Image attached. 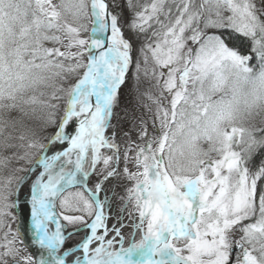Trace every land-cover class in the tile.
Returning <instances> with one entry per match:
<instances>
[{"label": "snow or ice", "instance_id": "1", "mask_svg": "<svg viewBox=\"0 0 264 264\" xmlns=\"http://www.w3.org/2000/svg\"><path fill=\"white\" fill-rule=\"evenodd\" d=\"M128 6L135 8L132 0ZM119 7L118 0H0V148L27 149L0 156V166L25 160L32 166L17 171L37 173L30 204L40 254L23 264H264V161L255 171L248 166L264 153V0H152L135 13L133 31L159 25L146 47L160 89L149 96L154 134L146 119L130 118L135 141L115 112L131 67L137 82L142 70L112 11ZM24 106L33 113L39 106L42 126L56 129L47 144L32 129L13 136L18 121L9 113L27 115ZM74 119L79 126L69 135ZM121 132L129 142L123 153ZM57 143L69 147L49 155ZM27 179L0 183V261L20 252L9 220H17L11 209ZM70 187L81 190L65 195ZM108 192L122 205L111 228ZM58 200L80 213L63 215L80 226L67 235ZM79 231L85 236L66 247Z\"/></svg>", "mask_w": 264, "mask_h": 264}, {"label": "rangeland", "instance_id": "2", "mask_svg": "<svg viewBox=\"0 0 264 264\" xmlns=\"http://www.w3.org/2000/svg\"><path fill=\"white\" fill-rule=\"evenodd\" d=\"M54 2H58V0H54ZM120 7L119 8H113L112 11L119 16V24L121 27V30L124 34L125 39L130 41L132 44V57L133 61L136 60L141 61L142 70L140 73L139 81L137 82L134 79V73H135V63L131 67L127 77H126V83L125 85H122L120 91H119V106L115 109V112L117 113L119 117V128L124 129L126 131L132 132V140H137L136 136V130L133 129L132 122H131V116L134 114L137 120L140 118L146 119L148 123L149 129L154 134V129H152V116L153 113L156 111L157 105L154 103V99H149V96L155 98L159 95L160 89L156 86V81L152 79L151 77V53L148 52V49L146 45L148 43H154L155 38L152 37L151 33L154 30H158L159 25H157L153 21L152 28H149L147 32L141 33L138 30L133 31V29L130 27V25L134 22L136 19L135 13L137 11L142 10V7L145 5H148L152 2V0H132V3L135 5V8H130L128 6V0H118ZM169 4H171V0H168ZM109 5H111L112 0H108ZM175 14V9L173 8V15ZM161 20H164V16L161 15ZM91 30V24H89V32ZM84 38H87V34H84ZM50 46V45H49ZM143 49V52L141 51ZM147 54L149 57V63L147 66L143 65V57ZM147 67L149 69V75L145 76L143 72V68ZM165 104H167V101H165ZM25 110L27 112V115L22 114L18 110H14L11 113H9V116L11 118H15L18 121L17 127L15 131H12V129H9V131H12V134L14 137H18L20 134L24 133L27 134V131L29 129L35 130L37 133V138L40 140L41 143H48V138L56 131L54 127H49L45 129L42 126V111L39 108V106H36L35 113L32 112L31 106H24ZM127 114L129 117V120H125L124 117ZM73 121H71L67 127V130L70 129V125H72ZM111 123L113 125H117V119L113 118ZM75 124V123H74ZM74 127H71V133L73 134ZM106 136H111V129L107 130L105 133ZM13 143H16L17 145L21 143H26V141H20L19 139H14L12 141ZM117 142L120 144L121 153H123L125 147L129 143L127 141V138L123 136V132L120 133ZM59 144H54L50 146L49 149V155H52L58 148ZM134 147V145H133ZM206 147V145H205ZM13 151H16L20 154H23L27 149L25 148H17V149H9L7 151H4L2 148H0V156H8L11 157ZM33 152L35 150H32ZM101 152L104 155H110L111 152L107 148H102ZM30 159L33 161L35 160V155H31ZM262 161H256L252 162L250 160L248 162V166L251 170L255 171L261 166ZM32 165L25 160L17 161L16 159H11L10 162H8L7 167L0 166V183H3L6 181L9 177H18V176H28V179L23 184V187L20 190L19 193V206L17 207L18 215L21 217V223H25L27 221L28 217V202L30 198V186L33 180L35 179L36 172L32 173H26L23 171H17V169L24 168L27 169L31 167ZM98 168H102V164L97 165ZM121 167H123V161H121ZM131 167V165H130ZM96 180L95 176L90 177L88 187L92 188L94 186V182ZM14 186V182H13ZM108 187H111L109 185ZM81 189L76 187H70L68 189V192L65 193V195H68V193H75L77 191H80ZM122 189H117V192H122ZM109 197V201L111 206H106L105 208V215L109 217L107 220L108 227L111 228L112 225L118 223L117 219V213L120 211L121 202L117 198L115 203H111L113 197L112 193H107ZM105 197V193L100 194V199L103 201ZM13 199H16V197H13ZM58 218L61 220L62 225H67V221L63 220V215H80L78 212L70 211L61 208L60 201L58 200L56 202V209H55ZM11 212L14 216L17 217L16 221L9 220V223L11 224L13 232L17 230L18 225H20V229H22V225L18 220V215L15 213V208L11 209ZM123 221L125 225H128L130 223V220L128 219V213H123ZM77 227H80L79 225H67L65 229V234L67 235L68 232H74ZM6 231V230H5ZM102 232V229L100 230ZM122 231L127 234L129 233L130 229L128 227H125L122 229ZM85 231H79L76 233L75 236H73L71 239L67 240L66 246L73 247L74 245L78 244L79 241L85 236ZM9 239H11V236H9ZM4 243V232L0 231V244ZM15 248L20 249V252L18 255H16L15 258L12 256H6L2 258V261H0V264H3V262H6V264H11L12 262H16L19 264H23V257L32 256V254L29 252L27 247L25 246L24 242L21 243V240H17L16 244L14 245ZM5 249L0 247V253L4 252Z\"/></svg>", "mask_w": 264, "mask_h": 264}, {"label": "flooded vegetation", "instance_id": "3", "mask_svg": "<svg viewBox=\"0 0 264 264\" xmlns=\"http://www.w3.org/2000/svg\"><path fill=\"white\" fill-rule=\"evenodd\" d=\"M75 123V124H74ZM79 125H78V121L77 120H73V123H72V125H70V129H68V130H66L67 131V134H69V135H74L75 134V130H76V128L78 127ZM71 127H74V132H73V134L71 133ZM61 144H59V146H60ZM63 145V148H67V147H69V145H67V144H62ZM29 202H30V199H29ZM28 202V208H31V204ZM27 208V209H28ZM28 211V217L30 218L31 217V215L29 216V209L27 210ZM27 217V221H28V218ZM27 221L25 222V223H21V225H22V229H20L21 227H20V225H18V227H17V229H19V233H20V237L22 236V234L24 235V233H25V230L24 229H28V226L26 225L27 224ZM50 227L54 230V225H50ZM29 233L31 234V236H33V232H32V228H30V231H29ZM75 246V245H74ZM73 246V247H74ZM66 247H68V245L66 246ZM38 248V247H37ZM38 251H40V249L38 248ZM32 257L35 259V257L32 255ZM39 258H37V260H38Z\"/></svg>", "mask_w": 264, "mask_h": 264}, {"label": "water", "instance_id": "4", "mask_svg": "<svg viewBox=\"0 0 264 264\" xmlns=\"http://www.w3.org/2000/svg\"><path fill=\"white\" fill-rule=\"evenodd\" d=\"M108 35H110V32L108 33ZM57 151H65V150L64 149H61L59 147V149ZM56 152H54L53 154H55ZM16 210H17V207H16ZM24 242L28 246L29 250L31 251V253L35 257V259L39 258L40 251H38L37 248H36V246L31 241L28 240L27 236L24 237ZM11 264H18V263L13 262Z\"/></svg>", "mask_w": 264, "mask_h": 264}, {"label": "trees", "instance_id": "5", "mask_svg": "<svg viewBox=\"0 0 264 264\" xmlns=\"http://www.w3.org/2000/svg\"><path fill=\"white\" fill-rule=\"evenodd\" d=\"M251 160H252V162L264 161V153H258L256 155H254V157Z\"/></svg>", "mask_w": 264, "mask_h": 264}]
</instances>
